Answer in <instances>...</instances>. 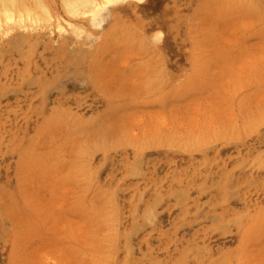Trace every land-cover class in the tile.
<instances>
[{"label":"rangeland","instance_id":"374dc122","mask_svg":"<svg viewBox=\"0 0 264 264\" xmlns=\"http://www.w3.org/2000/svg\"><path fill=\"white\" fill-rule=\"evenodd\" d=\"M40 1L0 28V264H264V0Z\"/></svg>","mask_w":264,"mask_h":264},{"label":"bare ground","instance_id":"6f19581e","mask_svg":"<svg viewBox=\"0 0 264 264\" xmlns=\"http://www.w3.org/2000/svg\"><path fill=\"white\" fill-rule=\"evenodd\" d=\"M32 1V2H31ZM0 0V28L7 26H29L44 20L50 21L53 17L45 15L46 9L40 0ZM116 0H63V6L70 14H79L85 9L92 11L97 16L104 4ZM87 12V11H86Z\"/></svg>","mask_w":264,"mask_h":264}]
</instances>
